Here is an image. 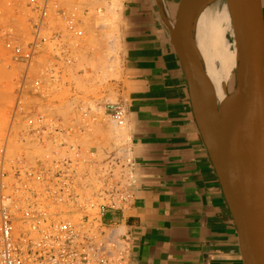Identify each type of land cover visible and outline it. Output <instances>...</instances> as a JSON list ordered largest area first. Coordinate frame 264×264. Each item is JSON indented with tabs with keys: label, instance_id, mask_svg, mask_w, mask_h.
Instances as JSON below:
<instances>
[{
	"label": "built area",
	"instance_id": "1",
	"mask_svg": "<svg viewBox=\"0 0 264 264\" xmlns=\"http://www.w3.org/2000/svg\"><path fill=\"white\" fill-rule=\"evenodd\" d=\"M110 2L25 0L26 31L8 26L1 35L18 77L0 138V264H127L129 234L107 218L135 199L131 149L106 135L124 131L125 109L88 95L61 117L49 103L64 78L84 72L74 69L91 55ZM14 143L38 154L23 148L12 157Z\"/></svg>",
	"mask_w": 264,
	"mask_h": 264
},
{
	"label": "crops",
	"instance_id": "2",
	"mask_svg": "<svg viewBox=\"0 0 264 264\" xmlns=\"http://www.w3.org/2000/svg\"><path fill=\"white\" fill-rule=\"evenodd\" d=\"M174 1L163 0V13L157 0H121V76L111 87L125 109L122 143L136 161L137 182L132 204L109 212L108 223L129 234L127 264H243L236 227L170 42ZM219 1L196 0L191 8L190 41L199 48L207 40L196 61L204 74L209 58L222 51L205 56L215 43Z\"/></svg>",
	"mask_w": 264,
	"mask_h": 264
},
{
	"label": "water",
	"instance_id": "3",
	"mask_svg": "<svg viewBox=\"0 0 264 264\" xmlns=\"http://www.w3.org/2000/svg\"><path fill=\"white\" fill-rule=\"evenodd\" d=\"M196 0H175L169 38L180 62L192 113L233 222L243 264H264V25L260 0H229L238 68L233 87L217 100L193 61L191 8ZM165 13L163 0H157ZM247 108L233 120L238 98Z\"/></svg>",
	"mask_w": 264,
	"mask_h": 264
},
{
	"label": "rangeland",
	"instance_id": "4",
	"mask_svg": "<svg viewBox=\"0 0 264 264\" xmlns=\"http://www.w3.org/2000/svg\"><path fill=\"white\" fill-rule=\"evenodd\" d=\"M110 5L111 7H106V11L100 19L96 20V24L100 25V28H98L95 36L89 41V47L92 49L91 55L82 60L74 69V71H77L79 68H85L84 72L64 78L63 81H66V85H62L61 89L52 93L49 97V103L53 107L52 112L56 116H73V110L69 106L71 101L75 102L85 96L88 99V95L99 103L105 101L116 102L108 97L110 94L116 96L111 85L114 82H118L121 76L119 32L112 35L116 31L112 30L114 26L119 31L117 23L121 8L112 6L111 2ZM24 6L25 0H0V138L3 136L4 130L10 120L11 107L14 102L15 81L18 77V68L10 62V46L6 42L5 37L1 35L8 26H15L21 32L26 31ZM110 16L112 20L107 19ZM229 39L232 40V37L229 36ZM205 41L207 43V40H204L202 43ZM202 43L197 49V55L200 54L198 50H202L203 48ZM233 75L232 72L231 78H229L230 81L227 84V91L233 87ZM70 89L81 92V95L69 92ZM120 133V138H122L125 134H122L124 132ZM111 135L114 134H110V138H113ZM115 136L117 137L116 133ZM120 138L116 139L118 142L114 141L115 139L113 140L114 145H118V143H122L125 140L119 141ZM13 146L10 148V155L12 157L17 152H21L23 148L31 149L36 153L39 151L36 147H29L21 143L17 145L14 143Z\"/></svg>",
	"mask_w": 264,
	"mask_h": 264
},
{
	"label": "bare ground",
	"instance_id": "5",
	"mask_svg": "<svg viewBox=\"0 0 264 264\" xmlns=\"http://www.w3.org/2000/svg\"><path fill=\"white\" fill-rule=\"evenodd\" d=\"M111 4L112 6L114 7L116 6V8L119 9L121 8L122 5L121 0H111ZM108 6L111 7L110 4H107V7ZM215 13L218 16L217 18L219 19L216 30L213 31L216 32L215 41H214L215 43L211 45L210 50L206 52L205 56L206 58H208L214 49H216L217 52H220L221 50L222 51L218 55L213 54L209 58L205 68V74L203 69L201 68L199 69L205 75L209 85L211 86V88L215 93L217 100H221L225 96L227 84L230 81L229 78H231L230 76L232 72L238 68V61L236 59L234 41L229 39V36L232 37L233 35L232 9L229 0H220L219 7H217ZM107 19L112 20L111 16L108 17ZM112 30H116L112 33V35L118 32L116 26H114ZM190 46L192 50L193 61L196 64L197 61L196 55L198 49L197 41L195 39L190 41ZM108 98L116 100V96L114 94H110ZM246 108H247V102L244 101L242 97L238 98L231 106L232 119L236 120L241 115V112ZM112 131L114 135H111V137L115 139L114 141H117L116 139L121 137V133L119 130H112ZM115 133L117 134V137L115 136ZM106 135L110 139L109 130L106 132ZM124 139H125V135L122 138H120L119 141Z\"/></svg>",
	"mask_w": 264,
	"mask_h": 264
}]
</instances>
